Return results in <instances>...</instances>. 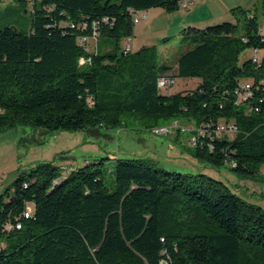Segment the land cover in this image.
Listing matches in <instances>:
<instances>
[{
    "label": "trees",
    "instance_id": "16d2710c",
    "mask_svg": "<svg viewBox=\"0 0 264 264\" xmlns=\"http://www.w3.org/2000/svg\"><path fill=\"white\" fill-rule=\"evenodd\" d=\"M16 1L31 8V30H0V132L99 131L126 119L153 130L182 120L197 128L195 158L264 180V34L256 9H233L236 24L185 29L188 48L173 68L159 63L156 45L126 53L120 43L133 37L135 13H173L184 0ZM83 39L114 50L90 52ZM247 50L261 60L240 64ZM161 77L199 82L163 95ZM246 82L253 99L237 104L234 93ZM220 122L237 133L217 136ZM109 174L111 181L104 159L71 170L44 162L20 174L0 194V264H264V209L222 181L145 158H117Z\"/></svg>",
    "mask_w": 264,
    "mask_h": 264
},
{
    "label": "rangeland",
    "instance_id": "374dc122",
    "mask_svg": "<svg viewBox=\"0 0 264 264\" xmlns=\"http://www.w3.org/2000/svg\"><path fill=\"white\" fill-rule=\"evenodd\" d=\"M193 5L173 13L162 8L148 11V21L134 26L130 42L123 39L121 47L129 44L136 52L142 46L156 45L160 64L169 63L176 67L177 58L186 51L188 45L182 40V33L190 27H207L222 23H237L235 8L257 10L259 23L264 34L263 0H190ZM31 8L25 10L16 0L0 3V30L13 26L22 31L31 30ZM204 19H207L206 21ZM204 20V21H197ZM90 52H111L114 45L99 39L88 42ZM247 50L241 55L240 64L252 57ZM199 80L177 78L170 88H163V95H174L193 90ZM181 127L169 136L154 135L139 125L125 120L115 129L103 128L99 131H59L50 133L30 127L9 128L0 132V194L11 188L20 174L28 173L33 167L44 162L55 161L56 165L68 170L104 159L107 180L113 175L109 169L117 158H145L167 171L182 174H205L225 183L232 192L244 200L264 209V180L260 177L247 178L233 172L228 165L214 168L194 156L192 138L194 124L180 120ZM164 150H161L162 146ZM264 169V168H263ZM260 197V198H259ZM29 208L33 211L34 205Z\"/></svg>",
    "mask_w": 264,
    "mask_h": 264
},
{
    "label": "built area",
    "instance_id": "2783aa9c",
    "mask_svg": "<svg viewBox=\"0 0 264 264\" xmlns=\"http://www.w3.org/2000/svg\"><path fill=\"white\" fill-rule=\"evenodd\" d=\"M190 5H192V2H190V0H184L182 1L180 4H179V7H182L184 9H187L190 7ZM148 11H140V12H137L133 15V23L134 25H137V24H141V23H146L148 21ZM261 30H262V27H261ZM131 41V38L127 39V42H130ZM89 40L87 41V39H83L81 41L82 44H86L88 43ZM125 52L127 53L128 51L131 50L129 44L125 47ZM252 56H253V61L256 63V62H259L261 60V55L259 52L257 51H253L252 52ZM84 63V62H82ZM175 84V79L172 78V77H161L159 78L158 80V86L159 88L163 89V88H170L172 87L173 85ZM235 97H236V103L237 104H246V103H250V100L253 99V96H254V93H253V89H252V84L250 82H246L244 84H242L240 86V88H238L236 91H235ZM256 112L259 111L258 108H255L254 109ZM252 111V108L249 109V112ZM195 126V125H194ZM182 130L184 132H186V130L184 128L181 127V124H180V120H177V124H172V131H165V132H162V133H154V135H157V136H169V135H172L176 130ZM193 138H192V143L191 145L194 146L195 143H196V139H197V128L194 127L193 129ZM238 131V128L237 126H235L233 123H225V122H220L216 129H215V134L219 137H225V136H232L234 135L235 133H237ZM262 175L264 176V170H262ZM30 217V212H27L25 213V218L28 219ZM16 228L17 229H20L21 228V225L18 224L16 225ZM12 227L11 226H8L7 227V230H11Z\"/></svg>",
    "mask_w": 264,
    "mask_h": 264
},
{
    "label": "bare ground",
    "instance_id": "6f19581e",
    "mask_svg": "<svg viewBox=\"0 0 264 264\" xmlns=\"http://www.w3.org/2000/svg\"><path fill=\"white\" fill-rule=\"evenodd\" d=\"M172 124H177V120L173 121L172 123H170L168 125L154 128L152 131L154 133H162V132H165V131H172Z\"/></svg>",
    "mask_w": 264,
    "mask_h": 264
},
{
    "label": "crops",
    "instance_id": "0c3cea01",
    "mask_svg": "<svg viewBox=\"0 0 264 264\" xmlns=\"http://www.w3.org/2000/svg\"><path fill=\"white\" fill-rule=\"evenodd\" d=\"M192 5H193V2H192ZM205 21L207 20V19H204ZM204 20H197V21H199V22H201V21H204ZM165 149V146L163 145L162 147H161V150H164ZM149 160H151V159H149ZM151 161H153V160H151ZM260 198V197H259Z\"/></svg>",
    "mask_w": 264,
    "mask_h": 264
}]
</instances>
